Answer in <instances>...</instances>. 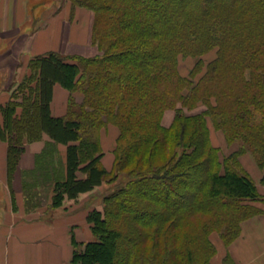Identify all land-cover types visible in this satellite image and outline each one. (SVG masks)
<instances>
[{
    "label": "trees",
    "instance_id": "1",
    "mask_svg": "<svg viewBox=\"0 0 264 264\" xmlns=\"http://www.w3.org/2000/svg\"><path fill=\"white\" fill-rule=\"evenodd\" d=\"M69 1L94 14L99 55L30 60L29 74L0 105L9 182L26 146L47 136L23 184L27 204L39 186L56 210L125 178L102 210L87 213L93 240L71 239L70 264H211L212 233L229 248L244 221L264 214L251 204L264 197L242 164L243 156L254 159L264 187V0ZM214 49L197 82L202 60L190 78L180 75V56ZM55 85L71 94L62 117L52 115ZM169 109L176 115L167 127L161 122ZM208 120L235 151L222 156ZM107 124L120 133L113 172L102 163ZM60 145L67 147L63 161ZM223 264L236 263L228 253Z\"/></svg>",
    "mask_w": 264,
    "mask_h": 264
},
{
    "label": "crops",
    "instance_id": "2",
    "mask_svg": "<svg viewBox=\"0 0 264 264\" xmlns=\"http://www.w3.org/2000/svg\"><path fill=\"white\" fill-rule=\"evenodd\" d=\"M91 12L74 7L69 0H0V105L10 100L16 84L29 74L32 58L51 52L64 57L99 55L91 38ZM53 90L52 115L65 116L71 94L60 85ZM48 139L45 136L26 146L9 182L8 145L0 137V264H70L71 239L85 243L93 238L87 221L93 205L81 198L86 193L56 210L51 208V194L36 205L27 204L23 184L35 173L36 157ZM249 156L242 157V164L264 197L259 182L263 173ZM105 162L103 158L104 167L110 169L112 165ZM251 204L264 210L263 202ZM211 241L216 248L211 264H223L228 253L236 264H264V214L244 221L240 236L229 248L217 233H212Z\"/></svg>",
    "mask_w": 264,
    "mask_h": 264
},
{
    "label": "rangeland",
    "instance_id": "3",
    "mask_svg": "<svg viewBox=\"0 0 264 264\" xmlns=\"http://www.w3.org/2000/svg\"><path fill=\"white\" fill-rule=\"evenodd\" d=\"M216 56H217L216 49L210 51L209 53H207L206 55H204L202 57H191V56L183 57V56H180L178 58L179 59V66H178L179 71L178 72L180 73L181 76L186 77V78H190V74H191L192 70H194L195 67L197 66V63L202 60L204 62L205 66L202 68V70H200V72H197V70H195L194 76H193V80L195 82H197L204 75L207 65L210 62H212L214 59H216L215 58ZM196 69H198V67ZM78 100L79 99H77V102H81L82 99H80L79 101ZM178 108H181V106H179ZM203 110H204L203 107L196 108V110H194L192 112H189L186 109H184L186 114H198ZM175 115H176L175 109H169V110L165 111V113L163 115L164 117H163L161 123L164 126H167V127L170 126L172 124V121L174 120ZM208 123H209V128H210L209 133L211 134V139L213 141V144H214V146L218 147L221 150L222 156H227L231 152H233L237 149L238 145H236V144H233L232 146L228 145L226 140H225L223 133H221V131H218V130L216 131V129L213 127L211 121L208 120ZM119 134H120L119 129L116 126L111 125V124H107V126L105 127V129L102 130V133H101L100 138H101V144H102V149H103V153H104V156H103L104 161H106L105 163H108V165L109 164L112 165V167L110 169L105 168L107 172H113V169H114V163H113V162H115L114 149L117 146V140H118ZM58 152H60L59 153V160L61 159L63 161V158L66 157L67 147L64 145H60ZM64 161H65V159H64ZM124 183H125L124 175L119 177L118 181L114 184L107 182V181L106 182L104 181V183L101 186L95 187V189L93 188L92 191L86 192V194L83 193L86 196H82L81 198H85L84 201H87V204L89 203V204L93 205V208L91 210H94V209L102 210V208H103V201L102 200L104 199V197L106 195L110 194L112 191L116 190L117 187H120ZM43 189H45L43 186H41V187L39 186L34 190V191H36V194L34 193V195H36V197H37V199H35V200H37L38 203L41 202V200H42L41 198H43V199L45 197L49 198V193H47V191H45ZM77 199H73V200H69V201L66 200L63 206L64 207L67 205L70 206L69 203H67V202L77 201ZM35 200L32 199L31 200L32 202L30 201V204L34 205ZM263 206H264V201H263Z\"/></svg>",
    "mask_w": 264,
    "mask_h": 264
}]
</instances>
